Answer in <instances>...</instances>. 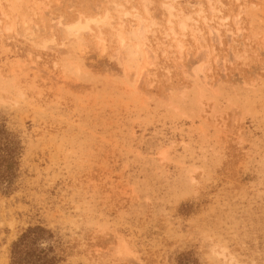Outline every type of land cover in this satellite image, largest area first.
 <instances>
[{
	"label": "rangeland",
	"instance_id": "rangeland-1",
	"mask_svg": "<svg viewBox=\"0 0 264 264\" xmlns=\"http://www.w3.org/2000/svg\"><path fill=\"white\" fill-rule=\"evenodd\" d=\"M6 168L0 264H264V0H0Z\"/></svg>",
	"mask_w": 264,
	"mask_h": 264
},
{
	"label": "trees",
	"instance_id": "trees-1",
	"mask_svg": "<svg viewBox=\"0 0 264 264\" xmlns=\"http://www.w3.org/2000/svg\"><path fill=\"white\" fill-rule=\"evenodd\" d=\"M9 178L10 174L7 168L0 172L1 182H9ZM36 242L37 239H32L30 235H24L13 247L12 264H45L41 259L43 251L38 252L34 248Z\"/></svg>",
	"mask_w": 264,
	"mask_h": 264
},
{
	"label": "bare ground",
	"instance_id": "bare-ground-1",
	"mask_svg": "<svg viewBox=\"0 0 264 264\" xmlns=\"http://www.w3.org/2000/svg\"><path fill=\"white\" fill-rule=\"evenodd\" d=\"M169 9H171V7H169ZM104 15L105 16L103 18H101V19H98L99 17H97V19H88L87 18V19H84V22L83 21H77L75 23L66 25L65 29H64V34H63V35H65V39L72 38V37L76 38L82 32H87V31L90 32V31H92V25L93 24H95L96 26H102V27H109L110 26L111 27V17L109 15V13H106ZM142 27L140 28V30L138 32V36L140 37V39H143L145 33H147V31H148V27H143V28ZM181 29L182 30H186L187 29V24H185V23L182 24L181 25ZM120 41H121V43L123 45L124 40H120ZM49 43H51V42H49ZM43 44H45V42ZM118 252H121V251L118 250ZM121 253H123V254L127 253L128 254V251L126 250V248L123 247V251ZM220 256H224V254H221Z\"/></svg>",
	"mask_w": 264,
	"mask_h": 264
}]
</instances>
